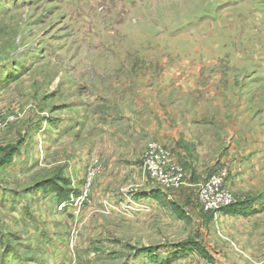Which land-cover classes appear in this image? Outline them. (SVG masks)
<instances>
[{"label": "rangeland", "instance_id": "obj_1", "mask_svg": "<svg viewBox=\"0 0 264 264\" xmlns=\"http://www.w3.org/2000/svg\"><path fill=\"white\" fill-rule=\"evenodd\" d=\"M0 264H264V0H0Z\"/></svg>", "mask_w": 264, "mask_h": 264}, {"label": "built area", "instance_id": "obj_2", "mask_svg": "<svg viewBox=\"0 0 264 264\" xmlns=\"http://www.w3.org/2000/svg\"><path fill=\"white\" fill-rule=\"evenodd\" d=\"M144 166L150 179L162 187L180 190L185 184L186 174L161 144H153L146 154ZM226 174L216 175L203 183L199 190V201L205 211L216 214L234 205L231 194L225 188Z\"/></svg>", "mask_w": 264, "mask_h": 264}, {"label": "trees", "instance_id": "obj_3", "mask_svg": "<svg viewBox=\"0 0 264 264\" xmlns=\"http://www.w3.org/2000/svg\"><path fill=\"white\" fill-rule=\"evenodd\" d=\"M235 205H232L231 207L224 210L225 213L229 214L230 211L234 210Z\"/></svg>", "mask_w": 264, "mask_h": 264}, {"label": "crops", "instance_id": "obj_4", "mask_svg": "<svg viewBox=\"0 0 264 264\" xmlns=\"http://www.w3.org/2000/svg\"><path fill=\"white\" fill-rule=\"evenodd\" d=\"M169 143V142H168ZM171 143V142H170Z\"/></svg>", "mask_w": 264, "mask_h": 264}]
</instances>
